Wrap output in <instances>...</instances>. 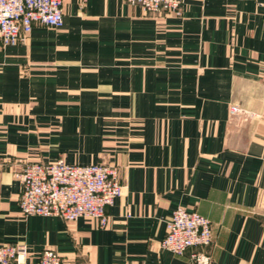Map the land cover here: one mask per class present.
Returning a JSON list of instances; mask_svg holds the SVG:
<instances>
[{
	"label": "crops",
	"instance_id": "obj_1",
	"mask_svg": "<svg viewBox=\"0 0 264 264\" xmlns=\"http://www.w3.org/2000/svg\"><path fill=\"white\" fill-rule=\"evenodd\" d=\"M65 0L64 25L0 42V160L120 167L96 219L25 216L0 171V245L65 264H191L160 246L178 206L213 225L212 264H264V0ZM242 109L231 114V105Z\"/></svg>",
	"mask_w": 264,
	"mask_h": 264
},
{
	"label": "built area",
	"instance_id": "obj_2",
	"mask_svg": "<svg viewBox=\"0 0 264 264\" xmlns=\"http://www.w3.org/2000/svg\"><path fill=\"white\" fill-rule=\"evenodd\" d=\"M65 0H0V42L3 46L26 41L37 24L53 28L64 25ZM145 12L163 10L182 15L183 0H129ZM231 114L242 109L233 104ZM22 185L19 207L25 216H59L75 221L96 219L101 228L109 224L108 208L123 194L120 167L96 162L68 163L55 161L0 160V171L14 168ZM161 240L163 249L177 255H189L191 264H212L211 248L216 244L211 220L197 211L178 206L167 221ZM26 244L0 245V264H27ZM66 258L52 248H44L38 264H65ZM83 264V263H75Z\"/></svg>",
	"mask_w": 264,
	"mask_h": 264
}]
</instances>
